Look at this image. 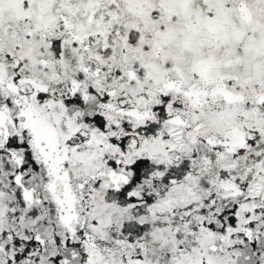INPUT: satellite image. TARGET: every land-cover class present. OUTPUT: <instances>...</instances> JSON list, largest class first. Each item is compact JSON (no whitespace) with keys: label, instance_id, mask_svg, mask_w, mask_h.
Listing matches in <instances>:
<instances>
[{"label":"snow or ice","instance_id":"1","mask_svg":"<svg viewBox=\"0 0 264 264\" xmlns=\"http://www.w3.org/2000/svg\"><path fill=\"white\" fill-rule=\"evenodd\" d=\"M0 264H264V0H0Z\"/></svg>","mask_w":264,"mask_h":264}]
</instances>
